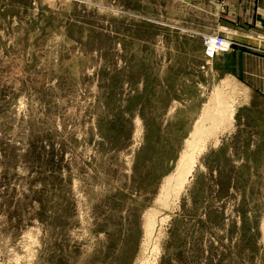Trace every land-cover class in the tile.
<instances>
[{"label":"rangeland","instance_id":"374dc122","mask_svg":"<svg viewBox=\"0 0 264 264\" xmlns=\"http://www.w3.org/2000/svg\"><path fill=\"white\" fill-rule=\"evenodd\" d=\"M192 5L0 0V264H264V100ZM206 35L232 44L208 57ZM224 83L232 123L203 139Z\"/></svg>","mask_w":264,"mask_h":264},{"label":"crops","instance_id":"0c3cea01","mask_svg":"<svg viewBox=\"0 0 264 264\" xmlns=\"http://www.w3.org/2000/svg\"><path fill=\"white\" fill-rule=\"evenodd\" d=\"M190 12L208 17L212 20L209 29L222 28L227 31V37L239 42L233 51L216 59L221 56L225 73L236 77L248 89L247 107L255 97L264 100V51L247 50V44L264 50V0H193ZM255 126L264 127V119L257 117Z\"/></svg>","mask_w":264,"mask_h":264},{"label":"bare ground","instance_id":"6f19581e","mask_svg":"<svg viewBox=\"0 0 264 264\" xmlns=\"http://www.w3.org/2000/svg\"><path fill=\"white\" fill-rule=\"evenodd\" d=\"M231 85L232 84L230 83H224L219 88H216L209 102L203 108L200 121L198 122L199 132H197L198 136L201 138L204 139L211 137L214 139L220 132H222V130L231 125L234 107L231 105L232 103H229L230 99L228 97V92L225 90V88L229 89ZM193 156L191 154L183 156L176 173L166 180V183L161 190L162 194L159 201L161 205L167 209H171V206L175 204V200L180 194L179 192L183 189L188 175L193 169L195 164V157ZM149 227L152 228V222L148 223V228Z\"/></svg>","mask_w":264,"mask_h":264},{"label":"built area","instance_id":"2783aa9c","mask_svg":"<svg viewBox=\"0 0 264 264\" xmlns=\"http://www.w3.org/2000/svg\"><path fill=\"white\" fill-rule=\"evenodd\" d=\"M205 54L213 57L215 54L228 50L232 42L224 36L206 35L204 37Z\"/></svg>","mask_w":264,"mask_h":264}]
</instances>
